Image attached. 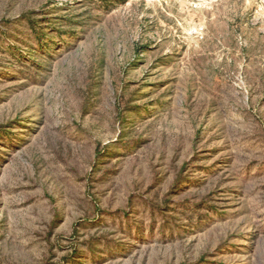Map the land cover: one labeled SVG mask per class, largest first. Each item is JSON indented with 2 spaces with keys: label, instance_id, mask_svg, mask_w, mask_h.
Returning a JSON list of instances; mask_svg holds the SVG:
<instances>
[{
  "label": "rangeland",
  "instance_id": "374dc122",
  "mask_svg": "<svg viewBox=\"0 0 264 264\" xmlns=\"http://www.w3.org/2000/svg\"><path fill=\"white\" fill-rule=\"evenodd\" d=\"M0 264H264V0H0Z\"/></svg>",
  "mask_w": 264,
  "mask_h": 264
}]
</instances>
